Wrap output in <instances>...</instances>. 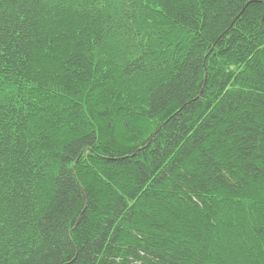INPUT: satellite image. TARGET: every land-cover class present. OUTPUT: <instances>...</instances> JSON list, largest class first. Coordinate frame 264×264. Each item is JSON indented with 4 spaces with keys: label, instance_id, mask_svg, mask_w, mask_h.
<instances>
[{
    "label": "trees",
    "instance_id": "1",
    "mask_svg": "<svg viewBox=\"0 0 264 264\" xmlns=\"http://www.w3.org/2000/svg\"><path fill=\"white\" fill-rule=\"evenodd\" d=\"M0 264H264V0H0Z\"/></svg>",
    "mask_w": 264,
    "mask_h": 264
},
{
    "label": "rangeland",
    "instance_id": "2",
    "mask_svg": "<svg viewBox=\"0 0 264 264\" xmlns=\"http://www.w3.org/2000/svg\"><path fill=\"white\" fill-rule=\"evenodd\" d=\"M146 124H144L143 126H145V127H147V126H152V125H150L149 123H147V122H145Z\"/></svg>",
    "mask_w": 264,
    "mask_h": 264
}]
</instances>
